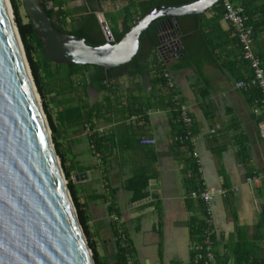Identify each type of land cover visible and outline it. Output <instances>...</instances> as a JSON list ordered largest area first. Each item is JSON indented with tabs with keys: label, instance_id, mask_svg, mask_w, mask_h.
<instances>
[{
	"label": "crops",
	"instance_id": "obj_1",
	"mask_svg": "<svg viewBox=\"0 0 264 264\" xmlns=\"http://www.w3.org/2000/svg\"><path fill=\"white\" fill-rule=\"evenodd\" d=\"M125 3L64 0L63 6L71 18L79 15L78 28L83 15L93 13L107 22L105 13H110L119 16L116 30H121ZM211 10L181 20L186 31L176 34V52L165 53L163 60L157 49L156 56L193 117L205 186L226 190L209 204L215 264H234L238 258L256 264L264 261V138L258 131L264 107L255 94L236 87L251 70L231 26ZM143 47L144 55L151 56L147 39ZM253 48L264 64V29L255 35ZM111 85L114 106H100L101 118L93 125L103 129L93 136L106 138L100 147L93 142L91 148L92 136L85 129L83 134L71 129L60 135V150L72 170L89 230L95 241L103 239L99 255L113 264L116 214L119 230L130 237L135 264H194V221L204 218L205 206L191 196L199 186V173L191 147L178 142L183 127L173 92L155 66L116 77ZM143 138L155 143L142 144ZM136 175H148L147 196L131 201L126 182ZM252 177L256 180L248 181ZM111 201L117 212L109 211Z\"/></svg>",
	"mask_w": 264,
	"mask_h": 264
},
{
	"label": "water",
	"instance_id": "obj_2",
	"mask_svg": "<svg viewBox=\"0 0 264 264\" xmlns=\"http://www.w3.org/2000/svg\"><path fill=\"white\" fill-rule=\"evenodd\" d=\"M20 1L43 44L46 61L83 66L85 71L89 65L105 70L120 68L128 74V64L140 49L141 35L150 25L160 32L163 45L161 30L166 22L176 35L181 33L180 17L200 15L221 0L155 5L118 41L102 20L106 42L96 46L60 31L43 0ZM7 2L11 19L5 0H0V264H96L48 121L35 96L37 87L11 3Z\"/></svg>",
	"mask_w": 264,
	"mask_h": 264
},
{
	"label": "trees",
	"instance_id": "obj_3",
	"mask_svg": "<svg viewBox=\"0 0 264 264\" xmlns=\"http://www.w3.org/2000/svg\"><path fill=\"white\" fill-rule=\"evenodd\" d=\"M13 11L15 14L16 25L25 49L26 56L28 58L29 66L32 72V76L34 82L36 84L37 90L41 94V96L45 97L44 86L45 83L47 85L52 84L53 82H58L59 93L62 95H68V99H72L69 101V105L64 108L59 114V121L62 126L67 127L68 129H72L78 134H83L85 125L90 124L91 126L96 125V120L101 118L100 106H114L111 100V92L112 85L111 81L115 80L116 77L128 75L135 76L137 74H141L149 70V66H155L157 70L162 69V64L158 57L156 56V51L162 45V42L159 39V31L153 26L150 25L147 31L143 32L140 39V49L136 55V57L128 64V74H125L120 68H114L105 70L98 66L87 67V71H85L83 66H70L66 64L57 65L53 62L46 61L43 57V44L40 39L37 38L35 33L34 24L30 19H28L27 23H23L20 15L18 6L21 2L20 0H10ZM99 3L101 1H115V0H98ZM126 3L121 11V30H116L118 27L119 16L115 14L111 15L112 22L115 24V30H111L113 38L115 41L121 39L123 32L130 28L140 16L149 11L155 5H166V6H175L186 4L192 0H125ZM235 3V0H230ZM46 5V12L48 16L54 21L55 26L63 32L76 35L80 38H85L86 42L90 45L96 46L101 45L106 42V37L100 30V32H96L95 24H98V20L95 14H88L81 16V27L73 29L72 31H66L65 26L69 23V19L72 17L68 10L64 9V0H43ZM238 4H241L245 13L248 16L249 24L253 26V36L261 29H264V0H240ZM215 11H217V18L221 19L224 14L223 0H221L218 4L212 7ZM197 15H189L183 16L178 19L180 31L185 32L186 29L183 27L181 20L185 18H197ZM162 33L164 32L161 30ZM147 39L149 43V53L154 54L153 60H151V56L144 55L143 52V42ZM166 44V43H164ZM163 44V45H164ZM37 46L40 49L39 58L37 61H34L31 55V49L34 46ZM175 49V50H174ZM168 49L166 51V55H170L171 53L176 52V48ZM162 57V56H161ZM163 55V60H164ZM56 66V70L53 72L50 70V66ZM62 66H65L67 69L65 72H61L60 69ZM58 69V70H57ZM44 72V79H42L40 75V71ZM115 71V72H114ZM82 75L83 81L76 82L73 77L76 75ZM53 85V84H52ZM89 89H94L97 92H103L104 98L103 102H95L90 103L89 101L83 100V97L89 96ZM257 96V99H261V93L257 89L249 90ZM74 102V103H72ZM44 110L46 112L48 123L52 132V141L54 143V147L56 153L61 159L62 169L64 171V175L68 180V189L70 190L74 205L77 210L78 218L80 224L84 230L86 235L88 245L93 253V258L96 264H110V262L105 260L99 255L97 250V243L94 240V236L89 230L87 217L85 215V211L82 209L81 204L77 200V196L75 190L72 185L71 173L72 170L66 167V160L64 155L60 150V133L57 130V127L53 123L49 112H47V106L44 103ZM107 123H110V119L106 120ZM93 126V127H94ZM98 135V136H97ZM95 137L92 136L90 138V142H96V146L100 147V143L105 141V137L97 134ZM198 175V172H197ZM199 176V175H198ZM148 175H136L127 180V187L133 192L131 201H136L142 199L147 196L146 193V185H147ZM110 212H117L115 203L111 201L109 206ZM195 226L193 228L195 241L201 242L203 240V232L207 228V217L205 216L204 210V218L201 220L196 219ZM112 229L115 236V252L111 256V260H113V264H128V256H133V247L130 240L129 235L125 230L120 231L117 223L114 221L112 223ZM124 232L126 234L127 243L125 246L121 244V233ZM262 261L255 262L256 264H263ZM234 264H247L246 258H238Z\"/></svg>",
	"mask_w": 264,
	"mask_h": 264
},
{
	"label": "built area",
	"instance_id": "obj_4",
	"mask_svg": "<svg viewBox=\"0 0 264 264\" xmlns=\"http://www.w3.org/2000/svg\"><path fill=\"white\" fill-rule=\"evenodd\" d=\"M224 14L223 17L225 21L231 26L233 30V35L237 38L239 44L242 48V56L248 62L249 68L251 70V75L247 79L239 80L236 83V87L241 90H252L257 89L261 93V105L264 107V64L261 58L255 53L253 44V26L249 24L248 16L245 13V9L241 4L233 3L230 0H223ZM179 42L177 39L172 41L171 45L164 44L159 48L160 55H164L166 51L170 49L177 48ZM163 78L166 81V85L173 92L172 102L174 106L177 107L179 112V119L183 127L182 134L178 137V142L181 145H186L191 147V155L197 165L199 173V186L191 191V196L195 199L200 200L205 206V216L207 217V228L203 232V240L201 242L196 241L193 244L194 264H215L216 254L213 250L214 239L213 232L210 226V208L209 204L213 196L225 195L226 190L224 189H213L205 186L200 173L199 167V154L196 149V135L193 132V117L189 111L188 105L181 99L180 95L176 90V84L171 74L167 71L163 72ZM151 112V110H148ZM258 131L261 138H264V119L258 122ZM85 132L88 136H93L96 133L103 132L102 128H94L90 124L85 125ZM142 144L152 145L155 143L153 138H143L140 140ZM91 148H95V144L91 143ZM95 152V151H94ZM98 155V152H95ZM256 180L255 177L248 178V181ZM112 218L115 221L119 220V217L114 214ZM121 244L123 246L127 243L126 234L121 233ZM128 264H135L132 257L128 256Z\"/></svg>",
	"mask_w": 264,
	"mask_h": 264
},
{
	"label": "rangeland",
	"instance_id": "obj_5",
	"mask_svg": "<svg viewBox=\"0 0 264 264\" xmlns=\"http://www.w3.org/2000/svg\"><path fill=\"white\" fill-rule=\"evenodd\" d=\"M239 1L240 0H235V3H238ZM9 2L11 3L10 0H9ZM122 3H124V2H122ZM11 7H12V4H11ZM18 10H19V15H20V18H21L22 22L23 23H27L29 17L26 14V11H25V8H24L22 2L19 3ZM213 10L214 9H212L211 11H213ZM12 13H13V21L16 24L15 14H14V11H13V7H12ZM111 15L112 14H110V13H105V17H106V20H107V24H108L109 29L110 30H115V27L116 26L112 22ZM96 18H97V20L99 22L98 24H95L96 32L98 33L101 30L102 33L104 34V31H103V28H102V25H101V21H100V19H99L98 16H96ZM77 19H79V15H75L73 18L70 19V21L67 24V26H65L66 31H72L73 29L78 28V24L76 23ZM31 50H32L31 51V55H32L33 60L34 61H37L38 58H39L40 49L35 45ZM26 58H27V56H26ZM153 58H154V54H151V60H153ZM27 61H28V58H27ZM49 68H50L51 71L54 72L57 67L54 66V65H51ZM66 69L67 68L65 66H62L61 69H60V71L63 73V72L66 71ZM157 71L159 73H163L162 69L161 70H157ZM40 75H41L43 81L44 80L46 81V79H44V72L42 70L40 71ZM73 79L76 82L83 81L82 75H80V74L74 76ZM52 84L47 85L45 83V86H44L45 97L41 96V94L37 90V92L39 93L40 104H41V107L43 109V112H44V114L46 116L47 121H48V118H47L46 112L44 110V103L47 106V112H49V114L51 116V119H52L53 123L55 124V126L57 127V130L59 131L60 135H62V134H67L68 135L69 132H71L72 130L71 129H68L67 127L62 126L60 124L59 114H60V112L64 108L67 107V105L70 104L69 101H72V99H68L69 98L68 95H62V94L59 93V86H58L59 83L58 82H53ZM91 93H94V92L91 91ZM103 94H104L103 92H95L94 93V96H91L90 95V96H87V97H83V100L89 101L92 104L95 103V102H103ZM72 103H74V102H72ZM49 128H50V125H49ZM50 130H51V128H50ZM51 136H52V132H51ZM60 140L62 141L61 138H59V142H61ZM57 156H58V154H57ZM58 158L60 159L59 156H58ZM93 159L95 160V158H93ZM60 162H61V159H60ZM65 179H66V177H65ZM66 181H67V187H68V180L66 179ZM102 242H103V239H101V238L98 241H96V243H98L97 250L100 253H103V249L101 247V243Z\"/></svg>",
	"mask_w": 264,
	"mask_h": 264
},
{
	"label": "flooded vegetation",
	"instance_id": "obj_6",
	"mask_svg": "<svg viewBox=\"0 0 264 264\" xmlns=\"http://www.w3.org/2000/svg\"><path fill=\"white\" fill-rule=\"evenodd\" d=\"M162 30L164 31V36H165V40L164 41H165V43L168 44V45H171L172 41H174L175 39H177L176 35H174V29H172V27L170 26V24L168 22H166L162 26ZM91 91L94 92V93L97 92L94 89H92ZM91 91L89 92V96L90 95L91 96H94V93H91Z\"/></svg>",
	"mask_w": 264,
	"mask_h": 264
},
{
	"label": "bare ground",
	"instance_id": "obj_7",
	"mask_svg": "<svg viewBox=\"0 0 264 264\" xmlns=\"http://www.w3.org/2000/svg\"><path fill=\"white\" fill-rule=\"evenodd\" d=\"M5 4H6V8H7V10H8V14L10 15V11H9V6H8V2H7V0H5ZM10 19H11V15H10ZM12 24H13V22H12ZM18 43H19V41H18ZM19 45H20V44H19ZM20 49H21V45H20ZM37 93H38V92L36 91V92H35V96H36L38 102L40 103V98H38V94H37Z\"/></svg>",
	"mask_w": 264,
	"mask_h": 264
}]
</instances>
